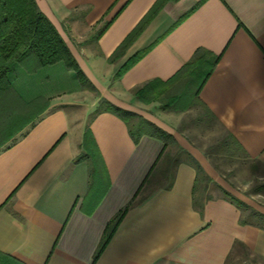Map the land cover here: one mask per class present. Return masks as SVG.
<instances>
[{
	"label": "crops",
	"instance_id": "obj_1",
	"mask_svg": "<svg viewBox=\"0 0 264 264\" xmlns=\"http://www.w3.org/2000/svg\"><path fill=\"white\" fill-rule=\"evenodd\" d=\"M155 1L35 0L59 31L67 27L65 43L94 85L97 101L134 112L174 137L170 145L181 159L172 165L169 182L136 195L92 263L106 223L146 178L140 191L144 188L169 145L163 149V141L149 134L134 142L125 121L109 110L94 111L80 130L74 124L78 102L67 93L40 113L35 107L33 116L30 107L22 118L23 101L37 93L32 82L16 80L15 90L0 92L1 254L20 264H264V224L243 218L251 203L214 180L208 159L182 139L180 129L181 113L202 108L264 177V0H165L124 52L109 61ZM107 20L95 38L91 32ZM197 48L218 55L199 90V103L162 109L159 101L146 103L134 95L150 79L170 78ZM87 127L108 180L94 207L89 162L77 159ZM191 158L209 178L207 188L212 183L221 192L208 194L201 212L192 204ZM224 190L244 205L232 202ZM253 207L264 220V207Z\"/></svg>",
	"mask_w": 264,
	"mask_h": 264
},
{
	"label": "trees",
	"instance_id": "obj_2",
	"mask_svg": "<svg viewBox=\"0 0 264 264\" xmlns=\"http://www.w3.org/2000/svg\"><path fill=\"white\" fill-rule=\"evenodd\" d=\"M164 1L165 0H156L153 3L147 13L108 57L109 61L115 60L124 52L127 45L143 30L146 24L161 8ZM110 21L111 20L103 22L102 26L94 34L95 38L99 37ZM157 40L129 57L114 76H119L129 68ZM30 58L33 60H28L25 63V61ZM217 60L218 55L206 49L197 48L193 57L188 62L184 63L170 78L165 81L158 78L150 79L141 86L135 88L134 95L140 101L146 103L153 100L159 101L162 109L184 110L200 102L198 98L199 90L212 72ZM58 63H61L66 70L70 71L81 86H86L90 90H95L94 85L88 80L78 66L65 40L53 23L38 8L35 0H0V92L15 90L14 86L18 78V72L22 68L31 66L34 71H43L41 69L42 67L52 65L56 67ZM39 97L40 96L37 95L31 100L23 101V103L27 105V108H23L21 114L22 118L29 113L26 112V110L30 107H32V111L36 107V111L39 113L41 112L46 104L41 100L42 104L39 105ZM163 98L165 99L164 101L162 100ZM102 109L117 114L125 121L129 135L134 142H137L142 134H149L163 141V149L171 143H175V139L171 134L134 112L116 106L105 99L100 100L95 112ZM34 112L35 110L31 113V116L34 115ZM80 147L81 152L77 156V159H84L89 162V176L91 178V184L93 183L91 186L92 207H94L106 190L108 180L99 151L97 150L88 127L83 132ZM98 164H100V171L104 175L98 172ZM191 164L195 170L192 204L193 207L201 212L204 201L211 198L208 194L202 195L203 191L207 188L209 178L195 159L191 158ZM144 181H146V178L131 200L119 209L106 223L100 242L93 254L92 263H94L105 247L125 211L135 201V197L140 192ZM199 189H201V192ZM224 194L235 204L244 205L243 202L229 192L224 190ZM0 255L8 261V264H20L12 257L1 253Z\"/></svg>",
	"mask_w": 264,
	"mask_h": 264
},
{
	"label": "rangeland",
	"instance_id": "obj_3",
	"mask_svg": "<svg viewBox=\"0 0 264 264\" xmlns=\"http://www.w3.org/2000/svg\"><path fill=\"white\" fill-rule=\"evenodd\" d=\"M102 24L103 22L94 28L91 34L96 33ZM66 28L61 26L60 31L57 29L63 39L70 34ZM28 60L33 59H27L25 63ZM56 65L58 66L42 67L43 71H34L31 66L22 68L18 72L17 80L32 82L35 92L40 96L39 105L42 104L41 100L47 104L51 100H57L62 94H71L78 102L74 124L82 130L100 102V100L97 101V92L81 86L61 63ZM181 119L182 139L202 151L212 167L214 180L221 186L231 188L235 194H240L251 203V210L243 213V218L250 222L260 221L264 224L263 219L255 216L253 207L254 204L264 207V177L259 174L256 165L247 163L248 160L243 158L239 151L230 144L226 133L202 108L191 107L181 113ZM178 151L176 146L169 145L166 154L161 159L162 165L160 164L153 170L144 188L140 191L139 198L143 197L149 189L166 185L169 182L172 165L176 160L181 159ZM209 185V189L206 188L207 190L203 191V196L221 195L220 190L214 184ZM199 190L201 192V189ZM0 264H8V261L1 255Z\"/></svg>",
	"mask_w": 264,
	"mask_h": 264
}]
</instances>
